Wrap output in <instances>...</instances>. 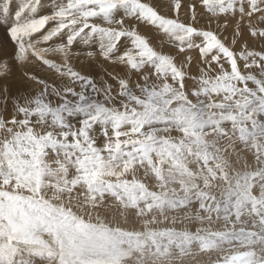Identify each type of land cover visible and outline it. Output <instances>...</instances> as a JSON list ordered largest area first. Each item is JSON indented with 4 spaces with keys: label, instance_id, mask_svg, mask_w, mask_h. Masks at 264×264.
I'll return each mask as SVG.
<instances>
[{
    "label": "snow or ice",
    "instance_id": "1",
    "mask_svg": "<svg viewBox=\"0 0 264 264\" xmlns=\"http://www.w3.org/2000/svg\"><path fill=\"white\" fill-rule=\"evenodd\" d=\"M0 264H264V0H0Z\"/></svg>",
    "mask_w": 264,
    "mask_h": 264
},
{
    "label": "rangeland",
    "instance_id": "2",
    "mask_svg": "<svg viewBox=\"0 0 264 264\" xmlns=\"http://www.w3.org/2000/svg\"><path fill=\"white\" fill-rule=\"evenodd\" d=\"M13 7H15V3H14V6ZM252 46L255 47V48H259L260 47V44H259L258 41H253L252 42ZM83 47H85V46L80 45V46H78L77 50H80V48H83ZM16 80H19V74L16 75Z\"/></svg>",
    "mask_w": 264,
    "mask_h": 264
}]
</instances>
